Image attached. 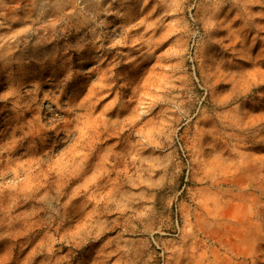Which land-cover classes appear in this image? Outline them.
<instances>
[{"label": "rangeland", "instance_id": "1", "mask_svg": "<svg viewBox=\"0 0 264 264\" xmlns=\"http://www.w3.org/2000/svg\"><path fill=\"white\" fill-rule=\"evenodd\" d=\"M0 264H264V0H0Z\"/></svg>", "mask_w": 264, "mask_h": 264}]
</instances>
